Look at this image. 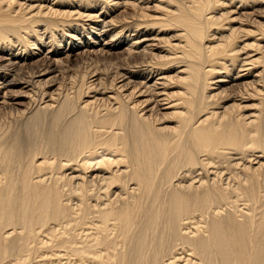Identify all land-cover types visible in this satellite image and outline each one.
Segmentation results:
<instances>
[{
  "label": "bare ground",
  "instance_id": "1",
  "mask_svg": "<svg viewBox=\"0 0 264 264\" xmlns=\"http://www.w3.org/2000/svg\"><path fill=\"white\" fill-rule=\"evenodd\" d=\"M0 264H264V0H0Z\"/></svg>",
  "mask_w": 264,
  "mask_h": 264
}]
</instances>
